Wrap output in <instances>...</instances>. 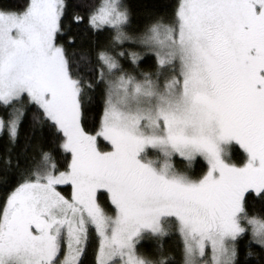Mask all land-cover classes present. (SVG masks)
Returning <instances> with one entry per match:
<instances>
[{
  "label": "snow or ice",
  "instance_id": "1",
  "mask_svg": "<svg viewBox=\"0 0 264 264\" xmlns=\"http://www.w3.org/2000/svg\"><path fill=\"white\" fill-rule=\"evenodd\" d=\"M0 264H264V0H0Z\"/></svg>",
  "mask_w": 264,
  "mask_h": 264
},
{
  "label": "trees",
  "instance_id": "2",
  "mask_svg": "<svg viewBox=\"0 0 264 264\" xmlns=\"http://www.w3.org/2000/svg\"><path fill=\"white\" fill-rule=\"evenodd\" d=\"M163 2L164 0H130V3L132 4L133 7L134 19L136 20L142 19V14L146 10V8H150L154 4H160ZM230 154L231 157L237 162H241L243 160L242 151L239 150L237 146L231 147ZM176 164L179 167L181 164L180 160H177ZM196 170H199V164H197ZM173 245H174V239H173Z\"/></svg>",
  "mask_w": 264,
  "mask_h": 264
},
{
  "label": "rangeland",
  "instance_id": "3",
  "mask_svg": "<svg viewBox=\"0 0 264 264\" xmlns=\"http://www.w3.org/2000/svg\"><path fill=\"white\" fill-rule=\"evenodd\" d=\"M232 146H235V145H232ZM232 146H230V147L228 148V150H227V151H228V154H229L230 156H231L230 151H231V147H232ZM237 147H238V146H237ZM241 151H242V150H241ZM242 155H243V157H242V159H243V158H244V153H243V151H242ZM231 158H232V157H231ZM232 160L235 161L233 158H232ZM241 162H242V161H241Z\"/></svg>",
  "mask_w": 264,
  "mask_h": 264
}]
</instances>
